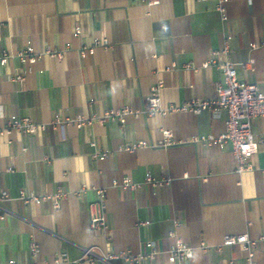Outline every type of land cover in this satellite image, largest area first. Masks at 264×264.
I'll use <instances>...</instances> for the list:
<instances>
[{
  "label": "crops",
  "instance_id": "0c3cea01",
  "mask_svg": "<svg viewBox=\"0 0 264 264\" xmlns=\"http://www.w3.org/2000/svg\"><path fill=\"white\" fill-rule=\"evenodd\" d=\"M225 7L223 21L211 0H161L154 7L137 0H0V57L5 52L12 56L0 66V130L14 115L47 126L37 135L13 131L0 137V193L6 190L11 197L0 202L6 216L0 221V264H34L31 237L39 245V264L63 253L79 259L86 248L98 254H137L147 242L162 254L141 264H170L166 252L175 243L172 232L196 248L193 259L177 264H245L240 246L216 248L229 234L253 239L264 234V117L252 123L261 141L255 170L244 173L237 171L230 146L189 143L198 136L223 135L225 111L166 119L129 116L124 124L109 120L81 129L52 126L56 116L76 120L125 105L142 110L159 83L166 108L211 99L223 75L216 66L203 65L224 50L228 36L229 52L219 60L253 61L247 70L238 66L237 73L262 89L264 0H228ZM77 28L81 34L74 36ZM96 38L108 39L112 48L98 47L82 56V47L92 46ZM28 42L38 54L60 50L63 58L43 55L23 65L17 53ZM20 74L24 80L15 81ZM167 129L186 143L123 149L141 141L157 144ZM91 143L108 151V157L94 159ZM148 174L171 179V184L131 192L112 186L125 177L142 183ZM87 185L107 189V229L102 233L89 226L95 192L75 194ZM61 188L71 195L59 210L50 203L26 206L16 199L20 190L44 195ZM201 242L210 246L208 253L198 250ZM255 261L264 264V245Z\"/></svg>",
  "mask_w": 264,
  "mask_h": 264
},
{
  "label": "built area",
  "instance_id": "2783aa9c",
  "mask_svg": "<svg viewBox=\"0 0 264 264\" xmlns=\"http://www.w3.org/2000/svg\"><path fill=\"white\" fill-rule=\"evenodd\" d=\"M148 7L158 6L161 0H137ZM216 2L217 11L222 16L223 21L227 20L226 3L228 0H211ZM81 29L75 30L74 36H79ZM230 37H227L224 50L221 52H215L211 61L205 63L203 67H208L209 64L216 66L223 75L222 82L218 83L215 88V95L211 99L200 100L194 99L185 104L175 106L170 105L167 108L163 105L160 91L163 88V84L159 83L153 86L150 90L149 96L146 98V107L142 110H137L129 106H124L119 109H112L105 111L102 115L92 114L89 117L79 116L76 120H70L62 116H56L52 121L54 128L64 126L75 125L81 129L85 126L92 125L94 123H105L109 120L119 121L121 124L126 122L127 117L132 116L139 117H153L161 116L166 119L171 114L178 113H191L199 115L204 111H225L227 114L226 130L218 137L212 135H203L193 138L189 143L197 144L202 143L209 147H218L224 149L227 146L231 147L232 155L237 164V171L244 173L255 170L253 165V158L258 154L260 140L255 136L252 129V123L257 118L264 117V81L263 88L260 89L257 85L247 83L241 80L237 73V67L240 66L244 70H247L253 65V61L236 64L230 59L225 58L223 61L219 60V57L226 56L229 52L228 41ZM112 43L106 38H96L93 45L90 47L84 46L80 50L82 56L87 54H94L96 48L101 47L104 49H111ZM252 48H257L256 44L251 45ZM43 55L62 59L63 52L60 50H46L43 54L35 52L31 42L19 50L17 57L21 60L23 65L36 63ZM11 55L7 52L0 57V66H6L11 59ZM24 76L20 74L15 78V81H23ZM7 127L0 130V137L10 134L13 131H18L27 135H37L46 130V124H38L33 122L29 118H22L18 115L12 116L8 119ZM163 139L157 144H151L148 142H138L123 148L127 152H134L141 148H168L181 143L175 139L174 134L170 130H163ZM94 149L92 157L94 159H105L108 157L109 152L99 150L96 144L91 143ZM12 171V170H10ZM264 172V170H262ZM171 179H155L151 174H148L142 183H136L130 178L125 177L122 180H115L112 182V186L120 189L124 192L137 191L144 185L152 187H164L171 184ZM87 190H92L97 195V200L90 203V228L94 232L102 233L107 229V218L104 212V203L107 193V189L101 187H88L83 186L76 195L85 193ZM70 192L65 189H58L55 192L47 193L44 195H36L32 192L20 190L17 200L21 201L24 205L31 204L40 205L43 203H50L54 210H59L62 206V202L66 199ZM11 199L8 191H2L0 193V202H6ZM6 219L5 214L0 213V221ZM141 225H148L147 222L141 223ZM171 237L175 238L174 245L166 252L168 262L170 264H177L184 260H191L194 257L196 248L183 242L177 238L176 234L172 232ZM264 245V234L258 239L251 238L248 234L240 235H226L224 236L221 244L217 246V251L220 252L224 247L240 246L245 254V264H258L256 260V251L260 246ZM202 253H208L210 246L205 242H201L198 247ZM39 245L31 237L30 242V254L34 261V264H39L37 259L39 255ZM162 252L152 242L144 244V250L140 253H133L130 250L122 252H107L98 254L95 248H86L83 250L82 256L79 259L71 260L67 253L59 254L49 264H96L101 261L105 264H115V262H125L128 264H141L144 261L156 260ZM4 264H19L16 260H9Z\"/></svg>",
  "mask_w": 264,
  "mask_h": 264
}]
</instances>
